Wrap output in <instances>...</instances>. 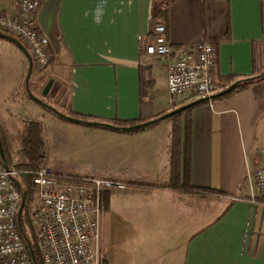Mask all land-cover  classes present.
Returning a JSON list of instances; mask_svg holds the SVG:
<instances>
[{
  "label": "crops",
  "instance_id": "1",
  "mask_svg": "<svg viewBox=\"0 0 264 264\" xmlns=\"http://www.w3.org/2000/svg\"><path fill=\"white\" fill-rule=\"evenodd\" d=\"M15 2L0 0V13H12ZM157 22L166 26L171 58L202 42L214 47L218 92L232 79L264 72V0H42L36 27L48 38L51 62L43 72H32V95L65 115L133 124L195 101L171 102L167 59L144 52L154 40ZM27 68L20 48L0 38V108L9 107V117L34 103L24 88ZM140 69L152 80L143 101ZM49 80L52 85L43 98ZM38 113L56 126L103 137L94 143L96 159L122 168L104 175L127 187L104 189L107 199L95 218L101 260L264 264V198L254 184L255 170L264 166V80L181 115L189 136L187 169L179 181L185 179L194 193L170 186L171 117L122 133ZM210 197L218 202L215 212H210Z\"/></svg>",
  "mask_w": 264,
  "mask_h": 264
},
{
  "label": "built area",
  "instance_id": "2",
  "mask_svg": "<svg viewBox=\"0 0 264 264\" xmlns=\"http://www.w3.org/2000/svg\"><path fill=\"white\" fill-rule=\"evenodd\" d=\"M42 0H16L10 14L0 13V33L15 38L29 53L34 73L43 72L51 62L46 53L48 38L36 27V13ZM154 40L146 45L147 55L167 59L166 88L171 102L207 98L218 92L213 75L215 49L208 42L184 50L171 58L166 26L152 27ZM30 176L36 189L29 206V222L42 264H101L99 229L103 189L123 190L122 182L78 178L59 174L45 165L34 171L6 170L0 160V264H33L16 225L20 192L15 182ZM254 184L264 198V166L255 170Z\"/></svg>",
  "mask_w": 264,
  "mask_h": 264
},
{
  "label": "rangeland",
  "instance_id": "3",
  "mask_svg": "<svg viewBox=\"0 0 264 264\" xmlns=\"http://www.w3.org/2000/svg\"><path fill=\"white\" fill-rule=\"evenodd\" d=\"M30 84L31 80L29 82V85ZM32 104L33 105L29 107H20V112L17 111L15 115L17 117H9L5 114L10 112L7 110L9 107L4 105L0 108V113H2L0 114V122L3 123V127L0 125V128L5 133L6 143L10 147V168L25 164L27 161V158L23 156L24 153L21 151L22 135L25 125L30 121L29 119H31L33 122H37L41 125L42 145L37 150L40 155L37 166L45 165L55 172H57L55 166H58L63 173L78 178L88 177L92 179L121 182L118 180L119 178L112 179L104 175L107 176L113 173L112 170L122 171V168H111V165L117 166L112 160H103L101 162L96 159L97 156L94 154L96 144L94 143H97L99 140L103 139V137L90 133L85 134L79 130L63 128L61 125L56 126L50 121L43 120L38 112H45L49 116H53L54 118L57 117L45 108L36 105L35 102ZM26 119L28 120L24 123ZM60 124H62L61 121ZM111 190L119 189L111 188ZM210 198L211 199L208 200L210 212H215L218 202L214 200V197Z\"/></svg>",
  "mask_w": 264,
  "mask_h": 264
},
{
  "label": "trees",
  "instance_id": "4",
  "mask_svg": "<svg viewBox=\"0 0 264 264\" xmlns=\"http://www.w3.org/2000/svg\"><path fill=\"white\" fill-rule=\"evenodd\" d=\"M262 74V73H261ZM259 76V75H258ZM250 78L247 79H242V78H235L232 79L227 85L226 88L229 87L230 85L242 81L238 83L229 93H227L224 96H221L219 98L212 99V101L215 100H220L223 98H228L234 94H237L239 92L244 91L245 89L255 85L259 84L264 80V76L260 78H256L252 81L249 80ZM152 88V80L150 78V74L144 75V70L140 69L139 72V96L140 100H146L148 96L149 90ZM257 96V95H256ZM207 101L203 102L206 103ZM201 103V104H203ZM194 107V106H193ZM191 107V108H193ZM177 107H174L175 109ZM191 108L185 110L181 114L174 115L171 117L172 119V128H171V141H170V160H169V182L170 186L182 190H190L191 193H194L193 191L194 188H192L187 181L184 179L183 182L181 183L179 181L180 175L182 171L185 173L187 169V147H188V136H189V124L187 121L182 123L180 117L182 114L187 113ZM67 116L82 120L85 122H94L96 120L81 116L78 114L74 113H68ZM97 123H103V124H109L115 127H128V126H133L136 124L133 123H121L117 121H99ZM103 128V127H101ZM141 130V129H140ZM140 130H134V131H129V132H122V133H136L139 132ZM115 132H121V131H116L112 130ZM0 142L2 146V150L7 162L8 167L10 166L11 163V154H10V147L6 143V136L5 133L1 130L0 128ZM41 125L37 122L30 121L25 125V128L23 130V135H22V152L24 153L23 156L27 158V161L25 164L18 165L14 167L17 170H23V171H34L37 168L38 162H39V157L40 155L38 154V149L41 147ZM183 165V166H182ZM10 168V167H9ZM183 168V170H182ZM181 183V184H180ZM19 184L21 186V191L24 199V206L23 210L21 213L20 217V226L23 231V236L27 239L30 249L32 251L34 260L36 264H42L41 258L39 255V252L37 250L36 242L33 236V232L30 227V222H29V206L34 200L35 194H36V189L32 185L31 182V177L30 176H22L19 179ZM107 191L104 189L100 193V203L105 202L107 199ZM21 236V235H20ZM21 239L23 240V237L21 236ZM24 242V240H23ZM25 243V242H24ZM26 244V243H25ZM27 247V245H26ZM28 249V247H27ZM29 251V250H28ZM101 264H107L105 260H101Z\"/></svg>",
  "mask_w": 264,
  "mask_h": 264
},
{
  "label": "water",
  "instance_id": "5",
  "mask_svg": "<svg viewBox=\"0 0 264 264\" xmlns=\"http://www.w3.org/2000/svg\"><path fill=\"white\" fill-rule=\"evenodd\" d=\"M0 38L7 39L10 42L16 44L20 48V50L23 52L25 57H26L27 62H28V68H27V73H26L25 80H24V88H25V92H26L27 96L31 100H33L36 104H38L39 106H41V107L45 108L46 110L50 111L51 113H53L54 115H56L57 117H59L60 119H62L64 121L75 123V124L86 125V126H90V127H103V128H107V129H110V130H116V131H121V132H129V131L144 129V128H147V127L152 126L154 124H157V123H159V122H161V121H163V120H165L167 118H170V117H172L174 115L180 114V113L184 112L185 110H187V109H189V108H191L193 106L199 105V104H201V103H203L205 101L212 100V99L224 96L227 93H229L238 83L244 81V80L238 81V82L230 85L229 87L225 88L224 90H221V91L211 95L210 97L197 99V100H195V101H193V102H191L189 104H186L184 106L178 107V108H176V109H174V110H172V111H170V112H168V113H166V114H164V115H162V116H160L158 118H155V119H153L151 121L140 123V124H136V125H133V126L115 127V126H112V125H109V124H103V123H97V122H85V121H82V120H78V119L69 117V116L59 112L58 110H56L52 106L48 105L43 100L33 96L31 91H30V88H29V80H30V77H31V74H32L33 66H32V59H31L28 51L16 39H14V38H12L10 36H7V35H4V34L0 33ZM262 76H264V72L262 74H260L259 76H256L254 78H250L249 80L252 81V80H254L256 78H260ZM51 85H52V80H49L45 84V86H44V88H43V90L41 92V96L43 98H45L47 96V93L49 92ZM0 160H1V164H2L3 168L7 170L8 169V165H7L3 150H2L1 142H0ZM15 185H16L17 190L20 192V204H19L17 215H16V225H17V228H18V231H19L20 235L23 237V240H24V242L26 243V245L28 247V250H29V253H30V256H31L33 264H36L35 260H34V257H33V254H32V251L30 249L29 243H28L27 239L23 236V231H22L21 226H20V217H21V213H22V210H23V206H24V199H23V195H22L20 184L18 182H15Z\"/></svg>",
  "mask_w": 264,
  "mask_h": 264
}]
</instances>
